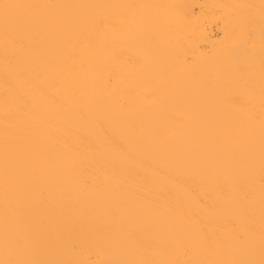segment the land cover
I'll list each match as a JSON object with an SVG mask.
<instances>
[{
    "label": "bare ground",
    "instance_id": "6f19581e",
    "mask_svg": "<svg viewBox=\"0 0 264 264\" xmlns=\"http://www.w3.org/2000/svg\"><path fill=\"white\" fill-rule=\"evenodd\" d=\"M0 264H264V0H0Z\"/></svg>",
    "mask_w": 264,
    "mask_h": 264
}]
</instances>
